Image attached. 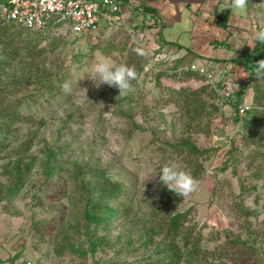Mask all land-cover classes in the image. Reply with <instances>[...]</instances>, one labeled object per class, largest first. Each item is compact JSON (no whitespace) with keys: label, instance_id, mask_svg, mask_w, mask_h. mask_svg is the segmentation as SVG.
I'll use <instances>...</instances> for the list:
<instances>
[{"label":"rangeland","instance_id":"1","mask_svg":"<svg viewBox=\"0 0 264 264\" xmlns=\"http://www.w3.org/2000/svg\"><path fill=\"white\" fill-rule=\"evenodd\" d=\"M114 1L134 36L102 25L88 35L65 38L53 28L21 34L18 27L14 44H0V111L30 94L11 132L0 134V263L155 264L161 258L158 245L167 247L165 222L180 211L188 213L185 227L199 237L203 250H221L240 239L255 249L257 264H264V159H253V153L264 154V135L262 144H255L250 138L256 137L255 127L237 123L233 108L218 96H200L206 108L195 115L176 94L204 85L177 76L185 64L215 63L226 67L241 100L254 103V87L263 91L264 81L231 59L241 56L234 51L251 52L253 33L264 28V0H247V25L230 16L244 15V10L232 11V0ZM177 19L182 24L169 27ZM215 41L231 52L217 49ZM35 43L46 50L31 62L24 56ZM196 46L210 48L211 57L201 58ZM179 48L186 56L177 58ZM150 51H166L171 60L152 70ZM101 58L134 70L128 91L113 95L115 87H97L85 76ZM43 78L55 80L54 85L40 89ZM185 143L205 152L190 154ZM17 159L30 169L10 197L6 167ZM44 163L52 166L48 177ZM167 163L198 172L194 191L181 197L162 185L158 173ZM96 172L118 183L121 193L111 203L112 219L88 226L78 185L92 183ZM240 204L258 216L243 217ZM95 237L103 240L92 252Z\"/></svg>","mask_w":264,"mask_h":264},{"label":"trees","instance_id":"2","mask_svg":"<svg viewBox=\"0 0 264 264\" xmlns=\"http://www.w3.org/2000/svg\"><path fill=\"white\" fill-rule=\"evenodd\" d=\"M145 10L154 11L149 7H144ZM229 16V9L226 11V14L223 18V26L226 27V21ZM19 26L14 22H7L2 19L0 16V44L9 46L14 44L15 39L19 37L20 34L17 31ZM21 30H25L22 27H19ZM28 31V30H27ZM22 34V32H21ZM62 39V38H61ZM63 40V39H62ZM226 46V44H223ZM40 43H35L33 49H30L25 53V59L34 62L38 60V57L44 53L46 50L45 47H39ZM56 48V47H55ZM53 50V49H52ZM240 58L231 59V61L242 66L250 75L255 76L259 80L264 81V73L257 74L254 70L255 63L261 59H264V43L254 41L253 48L251 52L241 51ZM16 60V57L13 59ZM174 72H177L176 70ZM163 73V72H160ZM138 74V73H137ZM162 76V74H160ZM180 78L194 79L195 81L203 82V77L199 76L196 73L190 71H181L177 74ZM53 81L50 79L43 78L40 81V89L49 88L54 85ZM204 85L195 89L187 94H185V89H180L176 93L179 95L184 107L191 114L196 113L199 115L206 108V103L200 98L205 93H208L212 97L217 98L216 92L212 87L203 82ZM12 86V85H11ZM15 87V86H13ZM16 88V87H15ZM113 89V87H111ZM19 94V91H16ZM108 93V91H107ZM119 93V90L116 88L114 93L116 95ZM185 94V96H184ZM182 97V98H181ZM242 92L238 91L235 93V104H232L230 107L233 108V112L237 110V105L243 103L241 100ZM30 98L26 95L23 98H19L18 101L10 103L6 108L0 111V134L2 136H7L15 123L18 121L20 116V107L23 105V102H27ZM264 90H260L258 86L254 87V105L261 107V109H252L247 111L242 118L234 117L233 119L238 122H243L246 128L255 127L256 137L252 135L248 136L252 140H255V144L261 145L264 135ZM258 137V138H257ZM2 141H0V146ZM186 146L190 154L194 155H203L205 151H200L194 146L187 143L183 144ZM253 159L260 158L264 159V154L253 153ZM48 157V160H50ZM30 165H23L20 159H17L11 166L6 167V175L9 180V184L6 187L7 194L11 197L17 194L24 184V177L26 172L30 169ZM44 172L48 177L51 175L52 166L49 163H44ZM191 176L196 179L198 172L193 171L190 173ZM84 176V173H80V177ZM92 183L87 182L78 185V188L83 193V200L85 202L83 208V217L86 220L88 226L94 224L95 226L106 225L113 217L115 209L112 208L111 203L116 201L121 193V186L118 183L111 181L109 177H105L102 172H96L94 175ZM255 176H259V173H255ZM84 178V177H83ZM240 214L245 217H257L258 211L245 208L242 204L237 206ZM188 222V213L173 211L168 216V219L165 222V230L163 232V240L166 241L167 247L160 248L158 245V252L161 253V258L155 264H226L224 262L229 261L232 264H257L255 257V249L250 247L247 241L240 239L230 240L228 245L221 250H215L213 252H208L203 250L200 245V239L197 236H194L190 229H187L185 225ZM91 238V251L95 252L97 247L102 243V238L95 237L93 240ZM71 249L74 250V247L70 245ZM75 251V250H74ZM59 253V252H58ZM61 254V253H60Z\"/></svg>","mask_w":264,"mask_h":264},{"label":"built area","instance_id":"3","mask_svg":"<svg viewBox=\"0 0 264 264\" xmlns=\"http://www.w3.org/2000/svg\"><path fill=\"white\" fill-rule=\"evenodd\" d=\"M121 9L114 0H8L0 3V16L7 22L36 33H45L53 28L58 37L84 36L102 26L110 29H127L135 35L136 31L124 25ZM137 34V33H136ZM170 60L166 51H150L148 68L156 70L159 65ZM181 68V67H180ZM179 70V69H178ZM177 70V71H178ZM180 71H190L203 77L221 99L222 104H235L234 95L238 86L234 83L226 67L220 64L187 63ZM252 109H261L253 103L237 105L234 117L242 118ZM0 264H32L30 261Z\"/></svg>","mask_w":264,"mask_h":264},{"label":"clouds","instance_id":"4","mask_svg":"<svg viewBox=\"0 0 264 264\" xmlns=\"http://www.w3.org/2000/svg\"><path fill=\"white\" fill-rule=\"evenodd\" d=\"M246 3L247 0H232L230 7L235 10H244ZM253 39L256 42L264 43V28L255 31ZM254 70L257 74L264 73V59L255 63ZM85 76L93 81L95 86L106 84L109 87L117 88L122 95L130 89L131 81L135 78V72L130 66L115 64L107 58H101L90 65L89 73ZM158 174L162 185L181 197L190 194L197 185L191 174L177 163L164 164L159 169Z\"/></svg>","mask_w":264,"mask_h":264},{"label":"crops","instance_id":"5","mask_svg":"<svg viewBox=\"0 0 264 264\" xmlns=\"http://www.w3.org/2000/svg\"><path fill=\"white\" fill-rule=\"evenodd\" d=\"M224 1V0H223ZM222 1V2H223ZM150 8V7H149ZM227 9H229V7L227 8ZM177 10V9H176ZM233 10H235V9H232V11ZM218 13V12H217ZM226 13V12H225ZM242 13H243V11H242ZM243 15V14H242ZM242 15H239V14H237V15H235V14H233L232 12H231V17L232 18H239V20H241V21H244V23L246 24V8L244 9V15L242 16ZM170 19H174V17H169ZM182 23H180V22H178V19L176 20V21H173L172 20V23H170V26L169 27H174L175 25H181ZM247 25V24H246ZM169 34V36H172V35H174V33H172V32H169L168 33ZM172 40H175L174 38L172 39ZM176 41L177 42H179V40H177L176 39ZM165 42H167V41H161L160 42V44L161 45H164V44H167V43H165ZM173 42V41H172ZM219 42H221V43H218V42H213V43H215L216 45H218L217 47V49H219V48H221V50H225L226 52H231L230 50H229V46L226 44V46L225 45H223V44H225L224 42H222V41H219ZM180 43V42H179ZM178 43V44H179ZM212 43V44H213ZM173 45H176V43L174 42V43H172ZM181 45V44H180ZM177 46V45H176ZM197 47V46H196ZM211 48H213V47H211ZM198 50V51H197ZM210 50V51H209ZM231 50H233V49H231ZM194 51L197 53V52H201L202 53V56L201 55H199V56H201V58H203V56L205 57H207L208 59L211 57L210 56V54H208V53H210L211 52V49L210 48H202V46H199V47H197L196 49H194ZM182 52H184V49L182 48V49H178V51L176 52V54H178V57L177 58H182V57H184V56H186V52L183 54ZM221 52V51H220ZM236 54H240V52H241V50L240 51H234ZM224 52H222V54H223ZM198 54H196V56H197ZM171 58V57H170ZM207 58L205 59V60H207ZM226 58H228V57H226ZM232 58V57H231ZM174 59V58H173ZM172 59V60H173ZM171 60V59H170ZM175 60V59H174ZM220 61H222V60H220ZM220 61H218V63H221Z\"/></svg>","mask_w":264,"mask_h":264}]
</instances>
